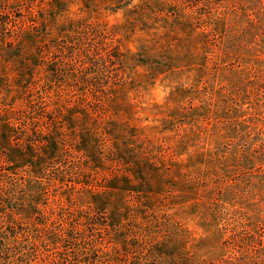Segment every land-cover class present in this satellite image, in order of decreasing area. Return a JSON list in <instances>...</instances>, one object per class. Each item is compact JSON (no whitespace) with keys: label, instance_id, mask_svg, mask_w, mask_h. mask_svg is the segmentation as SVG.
<instances>
[{"label":"rangeland","instance_id":"1","mask_svg":"<svg viewBox=\"0 0 264 264\" xmlns=\"http://www.w3.org/2000/svg\"><path fill=\"white\" fill-rule=\"evenodd\" d=\"M86 24L124 55L99 101L58 52ZM61 249L264 264V0H0V264Z\"/></svg>","mask_w":264,"mask_h":264},{"label":"trees","instance_id":"2","mask_svg":"<svg viewBox=\"0 0 264 264\" xmlns=\"http://www.w3.org/2000/svg\"><path fill=\"white\" fill-rule=\"evenodd\" d=\"M62 43L58 52L63 56L67 65L72 66L75 70L77 67L80 73L86 74L82 84L87 87L85 90L91 92L89 95L94 100L99 101L100 98L108 96L112 86H121L124 80V55L118 48L114 35L101 31L97 26L86 24L70 40H64ZM107 86L111 88H107ZM26 233L25 229L21 231L18 226L14 238H19L20 235L23 236ZM71 241L76 243L79 240L68 230L62 231L50 239L47 236L36 235L33 236L27 248L23 247L22 256L31 257L34 254L30 247H35L33 249H37L39 253L40 249L46 247L47 244L53 243L54 246L60 245L58 248L65 249L68 248L66 244ZM62 249L47 255L41 264H65L64 253L61 255ZM71 249L74 248L68 250Z\"/></svg>","mask_w":264,"mask_h":264}]
</instances>
